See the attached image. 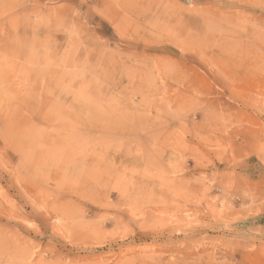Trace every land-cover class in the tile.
Returning <instances> with one entry per match:
<instances>
[{
    "label": "rangeland",
    "instance_id": "obj_1",
    "mask_svg": "<svg viewBox=\"0 0 264 264\" xmlns=\"http://www.w3.org/2000/svg\"><path fill=\"white\" fill-rule=\"evenodd\" d=\"M0 264H264V0H0Z\"/></svg>",
    "mask_w": 264,
    "mask_h": 264
}]
</instances>
